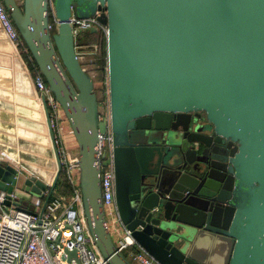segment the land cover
<instances>
[{
    "label": "water",
    "instance_id": "water-1",
    "mask_svg": "<svg viewBox=\"0 0 264 264\" xmlns=\"http://www.w3.org/2000/svg\"><path fill=\"white\" fill-rule=\"evenodd\" d=\"M3 1L78 142L84 214L108 263L134 264L102 200L110 128L115 199L138 246L160 264H264V0H54V33L49 0ZM97 10L109 123L71 25ZM55 153L51 185L0 160L5 208L46 205L62 169Z\"/></svg>",
    "mask_w": 264,
    "mask_h": 264
},
{
    "label": "built area",
    "instance_id": "built-area-1",
    "mask_svg": "<svg viewBox=\"0 0 264 264\" xmlns=\"http://www.w3.org/2000/svg\"><path fill=\"white\" fill-rule=\"evenodd\" d=\"M53 2L54 0H49V28L52 33L56 32L59 26ZM102 12L97 10L95 16L87 19H79L72 15L71 25L75 38L92 28H96L98 33L103 30L107 34V26L102 25L97 19ZM0 27L8 39L30 59L37 97L42 103L43 100L45 102L43 104L48 113L53 143L62 166L61 173L64 179L62 184L65 182L68 188V192L65 193L55 187L46 205L43 203L42 209L33 211L20 209L14 205L5 208L4 193L1 194L0 264H109L94 241L84 214L79 186L80 174L75 175L77 170L80 171L78 159H71L63 145L60 134L63 109L34 61L3 0H0ZM78 57L80 59L81 56ZM99 119L109 123L110 112L108 115L100 113ZM100 155L103 156L102 161H111L104 167L101 189L106 220L107 223L110 220L113 225V230L109 227L110 232L120 234L116 243L119 251L134 264H160L136 244L121 222L115 199L114 140L110 128H107L106 133H100ZM48 193L47 191L45 195H49ZM119 227H122L123 233ZM68 251H75L76 256L70 257Z\"/></svg>",
    "mask_w": 264,
    "mask_h": 264
},
{
    "label": "crops",
    "instance_id": "crops-1",
    "mask_svg": "<svg viewBox=\"0 0 264 264\" xmlns=\"http://www.w3.org/2000/svg\"><path fill=\"white\" fill-rule=\"evenodd\" d=\"M60 128L71 159L79 158V145L64 114ZM0 160L15 167L24 178L35 177L51 185L58 166L45 105L38 99L30 59L0 27ZM59 178L56 188L61 190ZM62 191V190H61ZM43 200H33L35 210ZM123 233L122 227H119ZM116 233V232H115ZM118 239L120 234L116 233ZM113 238V231H112Z\"/></svg>",
    "mask_w": 264,
    "mask_h": 264
},
{
    "label": "rangeland",
    "instance_id": "rangeland-1",
    "mask_svg": "<svg viewBox=\"0 0 264 264\" xmlns=\"http://www.w3.org/2000/svg\"><path fill=\"white\" fill-rule=\"evenodd\" d=\"M22 2L23 0H18ZM82 36V34H80ZM78 35L75 38L76 50L78 55H80V61L85 70L93 77L95 82V89L99 99V109L100 113L108 115L110 112V99H109V79H108V58H107V34L105 31L101 30L99 36H97L93 41L96 44L85 45L82 38ZM64 124L60 123V128H63ZM73 132V131H72ZM74 135V134H73ZM80 174L77 170L75 175ZM28 207V203L23 204ZM36 209V205H33V210ZM108 224L111 230H113V225L110 220ZM113 240L115 243L118 242V236L113 231Z\"/></svg>",
    "mask_w": 264,
    "mask_h": 264
},
{
    "label": "trees",
    "instance_id": "trees-1",
    "mask_svg": "<svg viewBox=\"0 0 264 264\" xmlns=\"http://www.w3.org/2000/svg\"><path fill=\"white\" fill-rule=\"evenodd\" d=\"M97 36H99V33L98 32H92L91 30H88V31L83 32L82 33V36H80V38H82L83 43L85 45H89L90 46V45L96 44V42H94L93 40ZM60 177L64 181L62 173L60 174ZM61 190L63 192H65V193L68 192V188L66 187L65 182L61 185Z\"/></svg>",
    "mask_w": 264,
    "mask_h": 264
}]
</instances>
